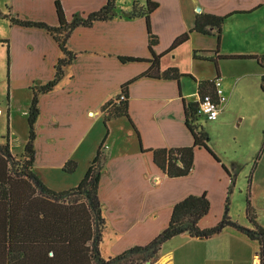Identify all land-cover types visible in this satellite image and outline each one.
<instances>
[{"label":"crops","instance_id":"1","mask_svg":"<svg viewBox=\"0 0 264 264\" xmlns=\"http://www.w3.org/2000/svg\"><path fill=\"white\" fill-rule=\"evenodd\" d=\"M151 1L157 4L149 19L156 37L153 51L161 56L160 71L177 68L186 76L179 82L137 78L128 87L129 120L120 117L104 121L102 107L117 97L121 85L149 69L151 57L144 18L119 17L130 12L134 2L144 7L145 0H115L116 17L95 22L90 27H77L71 32L67 47L76 57L58 85L38 98L32 172L46 187L61 192L77 186L102 145L105 162L98 199L104 219L99 251L104 259L149 243L167 226L173 206L188 196L205 194L208 199L209 211L198 221L200 229L213 227L221 220L230 177L223 169V166L228 168L227 162L217 149L208 145L219 162L204 148H195L191 173L179 178L164 175L153 163L149 151L192 146L193 136L185 125L184 104L197 102L198 82L219 79L226 99L217 119L211 121L212 128L221 125L230 113L240 86L248 88L254 98L264 96L260 90L264 67L256 59L246 58L264 56V13L253 17L264 8V0ZM59 2L66 21H70L75 13L86 16L99 10L107 0ZM3 7L5 15L23 21L58 25L55 0H7ZM199 14L226 17L219 45L217 39L216 47L214 45L215 35L193 31L187 41L165 53L177 37L194 27ZM7 32L10 36L0 37L7 45L0 44L6 49L8 63V139L12 136L8 144L13 154L14 149L20 147L15 146L13 140L21 138L22 147L27 140L25 108L32 97L30 87L35 82L45 84L52 80L55 65L62 55L55 40L43 29L10 24ZM217 45L219 54L228 57L218 60V76L213 62L193 58L194 52L214 51ZM120 58L142 61L122 63ZM248 76L259 80V84L246 81ZM187 81L195 84L196 97L192 93L185 94ZM243 98L250 99L251 95ZM259 118L264 123V115L259 114ZM235 121L240 128L243 120ZM68 161L76 163L71 174L63 171ZM257 174L255 169L250 198L256 223L264 227V175ZM260 196L262 201L258 202ZM234 221L252 227L245 212L243 220ZM105 225L111 227L115 239L108 252L101 248ZM2 237L0 243L7 246L8 237ZM258 252L256 242L226 228L208 239L174 237L161 246L154 264H260ZM9 259L5 248L0 253V264H13Z\"/></svg>","mask_w":264,"mask_h":264},{"label":"trees","instance_id":"2","mask_svg":"<svg viewBox=\"0 0 264 264\" xmlns=\"http://www.w3.org/2000/svg\"><path fill=\"white\" fill-rule=\"evenodd\" d=\"M55 7L58 20V25L55 27L43 22L23 21L9 14L2 16L12 25L43 29L55 40L62 56L55 65L52 80L45 84L36 82L30 87L32 97L27 109L28 136L19 154L20 173L17 174L12 170L11 163L14 161L9 149L8 136H6L7 143L0 145V237L3 238L2 236L5 235L8 237L7 246L0 243V253L7 248L10 257L8 262L13 264H31L32 262L33 264H147V262L154 264L158 259L161 246L174 237L187 235L197 239H208L230 228L258 244L260 264H264V227L256 223V213L251 205L249 192L246 195L244 212L251 228L238 224L228 216L229 200L226 197L221 220L213 227L200 229L198 221L208 213L209 202L205 194L191 195L173 206L167 226L149 243L131 247L115 257L104 259L99 251L104 219L98 199L101 171L105 162V155L101 154L102 145L82 180L73 188L56 192L46 187L34 175L32 172L35 156L34 125L39 115L38 98L42 94L51 92L58 85L65 76L66 68L76 57V54L67 47L68 37L77 27H90L95 22L111 20L117 16L115 0H107L103 7L86 16L75 13L70 21H66L59 1L55 2ZM156 7L157 4L151 0H145L144 7H138V4L134 2L130 12L119 16L127 19L144 18L148 34V50L151 56L148 60L150 67L138 77L121 85L117 97L105 103L102 107L105 122L120 117L129 120L128 87L137 78L173 79L179 82L180 78L186 76L181 74L177 68L160 71L161 56L153 51L156 37L152 34L149 19V15ZM225 19L226 17L209 14L197 15L194 27L177 37L165 53L171 52L187 41L189 34L193 31L204 35H215L219 45ZM218 45L214 51L193 53L194 59L213 62L217 76L218 60L228 58L219 54ZM246 58L256 59L258 64L264 67V56ZM120 61L123 63L142 60L120 58ZM260 90L264 93V75L261 76ZM197 93L199 99L205 96L216 98L213 81L198 82ZM197 107L198 102L184 104L185 125L193 136L192 146L149 150L152 152L153 163L169 178L184 177L191 173L195 148H204L219 162L208 146L210 141L208 134L202 126L194 125ZM75 169L76 163L73 161H68L63 166V171L69 174ZM223 169L230 177V186L227 190L229 196L231 192L229 189L234 184L235 176H232L225 166ZM31 257L34 259H28Z\"/></svg>","mask_w":264,"mask_h":264},{"label":"rangeland","instance_id":"3","mask_svg":"<svg viewBox=\"0 0 264 264\" xmlns=\"http://www.w3.org/2000/svg\"><path fill=\"white\" fill-rule=\"evenodd\" d=\"M6 1L0 0V37L3 35L10 36V32H7L10 24L7 22L8 20H2V16L6 14L5 8L3 7ZM260 13H264V8L260 9L257 14H253V17ZM0 43L7 45L8 42L6 40H0ZM214 45L216 47V38L214 39ZM248 77L245 79L246 81H251L255 85L257 82L259 84V80H254L252 76ZM186 83L188 87L185 90V94L192 93L196 97L195 84L188 81ZM7 87L6 49L3 44H0V145L7 143L6 136L9 137L10 132L7 116ZM236 94L237 96L232 104V109L229 110V114H226L225 120L223 119L224 121L221 125L215 128L210 127L212 122L202 115L196 116L194 121L195 126H202L203 130L208 134L210 139L209 145L219 151L227 162L230 174L235 176L234 184L229 189L231 191L229 193L230 195H227L230 204L228 207V216L233 221L243 220L247 192L252 197L250 188L252 173L256 169L257 175H264V123L259 118V114L264 115V96L254 98L251 91L243 85L237 89ZM247 94L251 95L250 99L243 98ZM225 103L221 105L220 111ZM25 109L27 110L28 106ZM236 119L243 120L240 128L236 125ZM9 139H12V136ZM21 140L19 137H16L15 141L13 140L15 146L16 144L20 146L14 149V153L12 154L14 163H11L12 170L17 174L21 170V160L19 157L23 149ZM250 201H252V198H250ZM257 201L261 202L262 196L257 197ZM259 216L261 218V214ZM103 235L104 239L101 248L103 247L108 252V250L112 249L113 243L115 242L110 226L106 228L105 225Z\"/></svg>","mask_w":264,"mask_h":264},{"label":"built area","instance_id":"4","mask_svg":"<svg viewBox=\"0 0 264 264\" xmlns=\"http://www.w3.org/2000/svg\"><path fill=\"white\" fill-rule=\"evenodd\" d=\"M215 88V97L205 96L202 99L197 100V116L202 115L209 121H214L220 112V107L226 102L225 97L222 95V90L220 89V80L215 79L213 81Z\"/></svg>","mask_w":264,"mask_h":264},{"label":"water","instance_id":"5","mask_svg":"<svg viewBox=\"0 0 264 264\" xmlns=\"http://www.w3.org/2000/svg\"><path fill=\"white\" fill-rule=\"evenodd\" d=\"M147 264H150L149 262H147Z\"/></svg>","mask_w":264,"mask_h":264}]
</instances>
